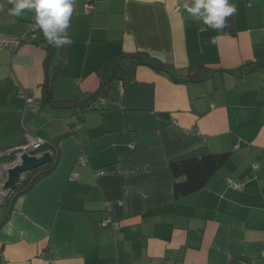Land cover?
I'll use <instances>...</instances> for the list:
<instances>
[{"label": "crops", "instance_id": "1", "mask_svg": "<svg viewBox=\"0 0 264 264\" xmlns=\"http://www.w3.org/2000/svg\"><path fill=\"white\" fill-rule=\"evenodd\" d=\"M186 2L74 0L54 95L86 96L114 73L110 56L137 49L181 72L211 66L203 81L127 65L111 83L118 93L93 108L43 105L24 95L40 99L56 61L46 59L42 32L0 49V157L73 130L56 143L55 168L0 226V264H264V70L239 71L255 43L264 47V0H229L237 12L223 30L187 14ZM3 4L0 32L25 36L34 14L16 18ZM25 109L45 134L32 124L21 131ZM202 145L232 153L203 188L177 196L170 158Z\"/></svg>", "mask_w": 264, "mask_h": 264}, {"label": "trees", "instance_id": "2", "mask_svg": "<svg viewBox=\"0 0 264 264\" xmlns=\"http://www.w3.org/2000/svg\"><path fill=\"white\" fill-rule=\"evenodd\" d=\"M66 34L70 36L66 29ZM71 37V36H70ZM44 46L47 49V61H54L51 71L48 72L46 78L42 82V95L38 100L39 103L45 105L64 106L72 108H93L97 100L101 97L106 98L109 92L110 85L116 74L127 65H149L161 73H166L172 80L176 82H198L210 77L214 72L211 66L202 64L190 66L186 72L179 71L176 66L170 62L160 58L147 49H137L133 51H123L116 54L114 73L101 81L100 85L84 97L80 95L73 98H58L54 95L57 78L62 73L65 63V47H55L43 38ZM73 37H71V41ZM254 60L246 63L239 68L242 73H251L257 70H264V47L260 42L254 45ZM8 82L5 81L4 85ZM30 95V93H28ZM110 108V107H109ZM73 130H67L57 135L53 141L44 140L36 148L35 152H44L51 150V158L39 167L28 170L24 173L18 187L5 195L0 203V226L8 220L11 211L14 207L16 198L27 192L39 179L52 171L58 160L59 150L56 145L57 141L64 136L70 134ZM10 147V146H9ZM0 149H7L5 146H0ZM232 151L221 150L212 151L207 145H202L185 153L173 156L170 158L169 164L174 176V192L177 196L193 193L203 188L210 178L218 171L231 156ZM16 157V150H10L8 153L0 157L6 158L7 161H12ZM235 261V260H234ZM233 261V262H234ZM236 263V262H235Z\"/></svg>", "mask_w": 264, "mask_h": 264}, {"label": "clouds", "instance_id": "3", "mask_svg": "<svg viewBox=\"0 0 264 264\" xmlns=\"http://www.w3.org/2000/svg\"><path fill=\"white\" fill-rule=\"evenodd\" d=\"M8 3L11 5L9 15L13 17L22 18L26 12L33 13L35 27L49 44L62 47L71 43L66 29L74 11V0H8ZM183 9L213 30L226 28L227 18L237 12V7L229 0H189Z\"/></svg>", "mask_w": 264, "mask_h": 264}, {"label": "water", "instance_id": "4", "mask_svg": "<svg viewBox=\"0 0 264 264\" xmlns=\"http://www.w3.org/2000/svg\"><path fill=\"white\" fill-rule=\"evenodd\" d=\"M37 147H33V144H29L26 148L19 146L16 148V157L12 161H8L4 164V169L7 172V178L4 181V188L8 189L7 194L18 187L22 174L28 170L35 169L50 160L51 152L44 151L42 153L35 152Z\"/></svg>", "mask_w": 264, "mask_h": 264}, {"label": "built area", "instance_id": "5", "mask_svg": "<svg viewBox=\"0 0 264 264\" xmlns=\"http://www.w3.org/2000/svg\"><path fill=\"white\" fill-rule=\"evenodd\" d=\"M4 1H8V0H0V11L3 10L4 8ZM92 5L90 3L86 4V10L89 11L91 10ZM181 7V5H177L175 10H179ZM39 29L37 27H35V21H34V15L32 17V22H31V26L27 29L26 35L25 36H18V35H12V34H8V33H3L0 32V49L7 47L11 50H18L22 47V45L29 40L30 37L35 36L36 32ZM27 101H33L34 97L31 95H27L24 94ZM104 98L101 97V100H103ZM42 143V140L38 139L33 141V147H38L40 144ZM29 146V144H27L26 146L23 147H27ZM80 161L82 162H86L87 161V157L85 155H81L80 156ZM255 167H257V164L254 165ZM105 224L109 223V220H105L104 221ZM114 225L117 226V223H114ZM173 264H180V263H173ZM190 264H195L194 262H191Z\"/></svg>", "mask_w": 264, "mask_h": 264}, {"label": "rangeland", "instance_id": "6", "mask_svg": "<svg viewBox=\"0 0 264 264\" xmlns=\"http://www.w3.org/2000/svg\"><path fill=\"white\" fill-rule=\"evenodd\" d=\"M110 89H111V94L112 93L117 94L118 91H119V88H117L116 82H114L111 85V88ZM110 98H111V96H110ZM12 113L13 112L10 111L8 113V116L11 115ZM22 116H24V120H23L24 123L23 124L21 123L22 124L21 131H23L24 128H25V130H27V128H26V125L27 124H29V125L32 124L35 127L34 129H37L38 128V130H37L38 131L37 132L38 135L39 134L40 135L41 134L43 135V133L45 134V131H47V128L44 127V126H42V122L44 121L43 119H41L38 116H34L31 112H28L26 109L25 110H22V112L20 113V117H22ZM36 117H38V119H36ZM51 124L53 125V123H51ZM52 125H51V127H52ZM34 133H36V132H34ZM1 161H5V160L2 159V160H0V162ZM2 164H4V163H2ZM1 165H0V168H1ZM22 176H24V173H23ZM3 185H4L3 183H0V203L2 202L3 198L5 197V195H7V192H8V189H4V186Z\"/></svg>", "mask_w": 264, "mask_h": 264}]
</instances>
